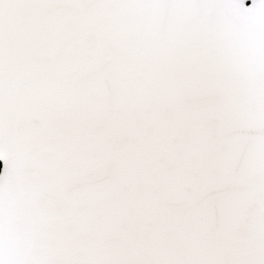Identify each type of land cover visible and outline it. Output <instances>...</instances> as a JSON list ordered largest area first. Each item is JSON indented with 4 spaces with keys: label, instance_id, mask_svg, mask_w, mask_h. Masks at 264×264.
I'll return each mask as SVG.
<instances>
[{
    "label": "snow or ice",
    "instance_id": "1",
    "mask_svg": "<svg viewBox=\"0 0 264 264\" xmlns=\"http://www.w3.org/2000/svg\"><path fill=\"white\" fill-rule=\"evenodd\" d=\"M0 264H264V0H0Z\"/></svg>",
    "mask_w": 264,
    "mask_h": 264
},
{
    "label": "water",
    "instance_id": "2",
    "mask_svg": "<svg viewBox=\"0 0 264 264\" xmlns=\"http://www.w3.org/2000/svg\"><path fill=\"white\" fill-rule=\"evenodd\" d=\"M248 3H251V0H248ZM0 164H1V170L0 171H2L3 170V161H0Z\"/></svg>",
    "mask_w": 264,
    "mask_h": 264
},
{
    "label": "trees",
    "instance_id": "3",
    "mask_svg": "<svg viewBox=\"0 0 264 264\" xmlns=\"http://www.w3.org/2000/svg\"><path fill=\"white\" fill-rule=\"evenodd\" d=\"M0 170H1V164H0Z\"/></svg>",
    "mask_w": 264,
    "mask_h": 264
}]
</instances>
